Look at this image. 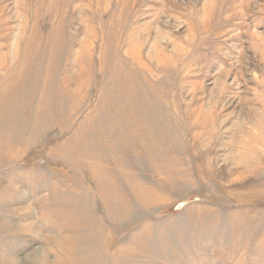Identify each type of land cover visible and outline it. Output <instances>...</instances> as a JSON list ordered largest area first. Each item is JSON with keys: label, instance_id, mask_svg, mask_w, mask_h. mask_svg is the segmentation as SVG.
Returning <instances> with one entry per match:
<instances>
[{"label": "rangeland", "instance_id": "1", "mask_svg": "<svg viewBox=\"0 0 264 264\" xmlns=\"http://www.w3.org/2000/svg\"><path fill=\"white\" fill-rule=\"evenodd\" d=\"M264 264V0H0V264Z\"/></svg>", "mask_w": 264, "mask_h": 264}, {"label": "clouds", "instance_id": "2", "mask_svg": "<svg viewBox=\"0 0 264 264\" xmlns=\"http://www.w3.org/2000/svg\"><path fill=\"white\" fill-rule=\"evenodd\" d=\"M49 251L54 254L51 257V260L48 261V264H57L64 252V242L60 238H56L54 241L50 242Z\"/></svg>", "mask_w": 264, "mask_h": 264}]
</instances>
